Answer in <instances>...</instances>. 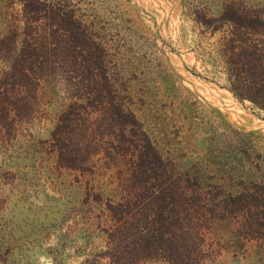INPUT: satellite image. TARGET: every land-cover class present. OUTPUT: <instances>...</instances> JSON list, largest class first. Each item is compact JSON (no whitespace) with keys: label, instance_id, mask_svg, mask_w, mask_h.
<instances>
[{"label":"rangeland","instance_id":"374dc122","mask_svg":"<svg viewBox=\"0 0 264 264\" xmlns=\"http://www.w3.org/2000/svg\"><path fill=\"white\" fill-rule=\"evenodd\" d=\"M228 41L264 0H0V264H264Z\"/></svg>","mask_w":264,"mask_h":264},{"label":"trees","instance_id":"16d2710c","mask_svg":"<svg viewBox=\"0 0 264 264\" xmlns=\"http://www.w3.org/2000/svg\"><path fill=\"white\" fill-rule=\"evenodd\" d=\"M224 47L221 54L230 90L264 111V46L252 41H228ZM162 242L158 243L161 248ZM173 246L177 248H168Z\"/></svg>","mask_w":264,"mask_h":264}]
</instances>
